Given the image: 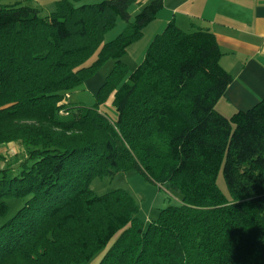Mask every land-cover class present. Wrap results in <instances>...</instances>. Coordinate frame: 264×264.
Instances as JSON below:
<instances>
[{"label":"trees","instance_id":"trees-1","mask_svg":"<svg viewBox=\"0 0 264 264\" xmlns=\"http://www.w3.org/2000/svg\"><path fill=\"white\" fill-rule=\"evenodd\" d=\"M73 2L46 16L0 5V146L19 149L12 163L0 155V220L22 201L0 224V264H88L101 252L98 264H264V97L220 115L232 78L214 35L170 22L116 87L115 121L97 104L72 106L66 98L104 61L119 66L164 0ZM118 20L125 28L104 42ZM128 171L171 186L179 203L142 228L126 192L91 191L94 178Z\"/></svg>","mask_w":264,"mask_h":264},{"label":"crops","instance_id":"crops-1","mask_svg":"<svg viewBox=\"0 0 264 264\" xmlns=\"http://www.w3.org/2000/svg\"><path fill=\"white\" fill-rule=\"evenodd\" d=\"M40 1H32L40 16L54 11L57 1ZM137 11L138 6H131L130 17ZM170 22L186 33L207 30L214 35L221 52L220 65L232 78L215 104L220 115L229 118L264 97V0H164L155 20L142 31L140 54Z\"/></svg>","mask_w":264,"mask_h":264},{"label":"rangeland","instance_id":"rangeland-1","mask_svg":"<svg viewBox=\"0 0 264 264\" xmlns=\"http://www.w3.org/2000/svg\"><path fill=\"white\" fill-rule=\"evenodd\" d=\"M32 1L33 0H0V5L8 6L15 3H21L23 6L32 7L33 4H35L32 3ZM52 1L54 2L58 0H41L40 2L51 3ZM73 1L76 5H80L79 3L95 4L100 0H91L92 2ZM133 16L134 15H131L130 18L133 19ZM125 26V22L118 20L116 26L106 32L104 42H109L115 39L117 35L123 31ZM139 40L132 43L127 49V52L121 56V64L119 66L111 59L104 61L90 78L84 82L80 89L74 91L66 98L67 102L72 106L83 107H92L97 104L99 111L107 117L110 122L115 121L117 119V113L112 104L113 93L116 90V87L125 81L126 76L133 71L137 65H139L148 48L147 46L143 54L142 52L140 54V51L142 50H139L141 44L139 43ZM106 82L108 83L107 86L110 91H106L104 98L99 103L96 99L97 92ZM97 83H100V85L98 88H95ZM18 151V147L14 144L0 146V155L4 156L8 163L11 161L13 162L15 158L14 156ZM217 186L225 195H228L227 187L221 173L217 178ZM90 189L94 195H102L115 190L126 192L131 197L136 207L133 218H136L138 224L141 225L142 228H145L148 223L155 220L161 209H164L167 206L176 205L180 200V194L172 189L171 186L167 184H155L135 171L118 172L113 176L94 178L91 181ZM8 204L10 210L9 214L4 219L0 220V224L9 219L17 211L21 206L22 201L10 200L8 201ZM102 254L103 252L97 254L88 264H98Z\"/></svg>","mask_w":264,"mask_h":264}]
</instances>
